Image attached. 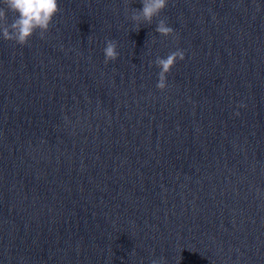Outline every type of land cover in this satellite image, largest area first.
I'll return each instance as SVG.
<instances>
[{
	"label": "water",
	"instance_id": "1",
	"mask_svg": "<svg viewBox=\"0 0 264 264\" xmlns=\"http://www.w3.org/2000/svg\"><path fill=\"white\" fill-rule=\"evenodd\" d=\"M126 4L0 38V264H264V0H168L138 31Z\"/></svg>",
	"mask_w": 264,
	"mask_h": 264
},
{
	"label": "clouds",
	"instance_id": "2",
	"mask_svg": "<svg viewBox=\"0 0 264 264\" xmlns=\"http://www.w3.org/2000/svg\"><path fill=\"white\" fill-rule=\"evenodd\" d=\"M140 2L141 8H129L127 4L125 7L126 18L132 22L134 31H138L142 24L151 25L153 19L158 17L168 5V0H140ZM59 11L58 0H0V38L21 46L28 44L33 34L43 39L53 22V17ZM7 13L13 14L11 22L8 20ZM173 31L165 18L157 20L156 33L167 37L172 35ZM117 46L115 39H106L103 48L105 64L117 59L119 56ZM183 59L184 51L180 48L171 51L166 57L155 58L154 64L159 68L157 89L164 90L167 87V74L177 60ZM150 63L153 62L150 61ZM236 115L239 113L237 112ZM150 264H164V258L152 259Z\"/></svg>",
	"mask_w": 264,
	"mask_h": 264
}]
</instances>
